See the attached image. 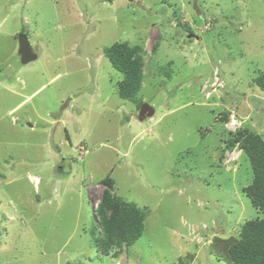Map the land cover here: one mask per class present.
I'll return each mask as SVG.
<instances>
[{
    "label": "rangeland",
    "instance_id": "obj_1",
    "mask_svg": "<svg viewBox=\"0 0 264 264\" xmlns=\"http://www.w3.org/2000/svg\"><path fill=\"white\" fill-rule=\"evenodd\" d=\"M117 42L142 48L127 99ZM263 71L264 0H0V264H231L224 246L264 217L248 154L227 147L243 128L264 140ZM106 177L146 219L102 255Z\"/></svg>",
    "mask_w": 264,
    "mask_h": 264
},
{
    "label": "trees",
    "instance_id": "obj_2",
    "mask_svg": "<svg viewBox=\"0 0 264 264\" xmlns=\"http://www.w3.org/2000/svg\"><path fill=\"white\" fill-rule=\"evenodd\" d=\"M141 51L139 45L127 42H117L105 51L112 66L123 74L118 85V94L124 99L135 96L141 89ZM254 83L264 92V71L255 78ZM237 143L248 154L254 173L253 182L245 186L243 192L253 207L264 213V140L243 128L237 130L229 139L228 149ZM101 183L105 187L94 209V216H98L99 221L97 228L100 229L95 235V242L102 255H109L113 248L131 246L141 238L145 229L146 211L140 209L136 203L118 197L113 191L115 184L111 177L102 179ZM240 234L238 240L227 242L224 246L228 254L227 260L231 264H264V217L247 220Z\"/></svg>",
    "mask_w": 264,
    "mask_h": 264
},
{
    "label": "water",
    "instance_id": "obj_3",
    "mask_svg": "<svg viewBox=\"0 0 264 264\" xmlns=\"http://www.w3.org/2000/svg\"><path fill=\"white\" fill-rule=\"evenodd\" d=\"M18 41H19L18 51L21 56L22 63L26 64L38 58V54L32 48L27 34L20 33L18 35ZM154 114H155V109L151 104L147 102L142 103L139 111L140 120H145L148 117H152Z\"/></svg>",
    "mask_w": 264,
    "mask_h": 264
},
{
    "label": "crops",
    "instance_id": "obj_4",
    "mask_svg": "<svg viewBox=\"0 0 264 264\" xmlns=\"http://www.w3.org/2000/svg\"><path fill=\"white\" fill-rule=\"evenodd\" d=\"M97 204L94 205V207L96 206ZM94 211V210H93Z\"/></svg>",
    "mask_w": 264,
    "mask_h": 264
}]
</instances>
